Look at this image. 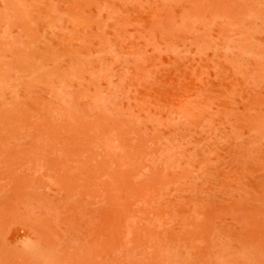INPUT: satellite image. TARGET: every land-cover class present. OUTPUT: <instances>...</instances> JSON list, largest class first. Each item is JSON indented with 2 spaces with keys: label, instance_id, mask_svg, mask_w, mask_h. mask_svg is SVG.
<instances>
[{
  "label": "rangeland",
  "instance_id": "obj_1",
  "mask_svg": "<svg viewBox=\"0 0 264 264\" xmlns=\"http://www.w3.org/2000/svg\"><path fill=\"white\" fill-rule=\"evenodd\" d=\"M0 264H264V0H0Z\"/></svg>",
  "mask_w": 264,
  "mask_h": 264
}]
</instances>
